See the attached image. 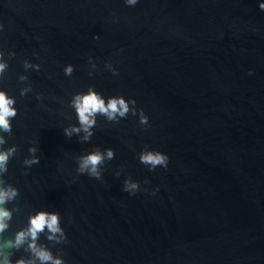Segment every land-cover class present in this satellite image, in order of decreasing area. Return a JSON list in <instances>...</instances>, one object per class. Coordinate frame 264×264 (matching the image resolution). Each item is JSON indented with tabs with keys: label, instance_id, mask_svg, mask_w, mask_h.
Here are the masks:
<instances>
[{
	"label": "water",
	"instance_id": "95a60500",
	"mask_svg": "<svg viewBox=\"0 0 264 264\" xmlns=\"http://www.w3.org/2000/svg\"><path fill=\"white\" fill-rule=\"evenodd\" d=\"M261 3L0 0V89L18 110L11 134L0 132V150L18 146L0 173V188L18 189L3 205L12 218L0 244L48 211L60 214L67 242L48 240L45 228L37 243L64 264H264ZM89 87L106 103L135 99L137 114L97 115L81 142L83 132L64 129L79 127L72 101ZM34 146L40 162L29 167ZM146 146L169 156L167 168L140 162ZM97 148L115 151L101 179L77 171V158ZM129 177L140 183L135 195L124 191ZM26 248L4 251L30 259Z\"/></svg>",
	"mask_w": 264,
	"mask_h": 264
},
{
	"label": "clouds",
	"instance_id": "9594fccd",
	"mask_svg": "<svg viewBox=\"0 0 264 264\" xmlns=\"http://www.w3.org/2000/svg\"><path fill=\"white\" fill-rule=\"evenodd\" d=\"M138 3V0H126V4L134 6ZM260 9L264 10V3L259 5ZM4 25L0 24V30H3ZM99 39V36L95 37ZM0 61H3V54L0 52ZM7 62H0V77L3 76ZM24 67H34L36 70L40 69L39 64H31L28 60H25ZM74 65L69 64L65 67V75L71 76L74 72ZM95 68V64H92ZM107 67L113 71L114 74H118L112 65ZM92 73H90L91 75ZM21 81L28 79L27 76H20ZM31 89H21V95H26ZM16 99L10 96L7 91L0 89V132L11 134L12 132V119L18 114V110L14 105ZM136 104L135 99L128 100L124 96H112L107 98L97 92L94 87H89L86 93H77L72 101V106L76 110L77 118L79 121V127L71 126L64 129L66 137L71 138L73 134L84 133L82 141H89L93 136L92 129L96 126L97 115H103L109 121L119 122L121 118H126L129 112L133 115L137 114V109L133 107ZM140 124L147 126L149 117L144 114L143 110H139ZM6 140L3 136H0V146H3ZM17 145H13L7 149L0 150V173H6L8 171V163L10 157H13L17 153ZM38 151L37 147H31L29 152L32 154L30 159H25L24 164L31 167L32 165L40 162V157L36 155ZM115 157V151L112 148H108L106 152L96 149L90 153L79 156L77 158L78 168L77 171L81 174H87L96 179L102 178V166L106 161H110ZM139 160L144 165L148 166L150 170H155L158 166L167 168L169 163V156L161 151L149 150L147 146L139 154ZM117 177L121 175L120 171L116 172ZM149 183V181H145ZM140 190V183L133 181L131 177L124 181V191L135 195ZM18 195V189L9 186L7 189L0 188V234L4 233L9 228V221L12 218V212L3 205L9 201L15 199ZM47 228L50 235L47 239L61 243L63 240L67 242V236L65 231L60 226V214L57 212L40 211L34 216L29 218L28 227L19 230L15 234V239H9L3 244H0V256L3 259L0 260V264H64L61 258L54 257L52 252L44 245L38 244L40 233L44 232ZM59 234V235H57ZM27 244L26 251L30 252L31 258L25 259L23 257L13 260V252L4 251V249L19 250L22 246Z\"/></svg>",
	"mask_w": 264,
	"mask_h": 264
}]
</instances>
